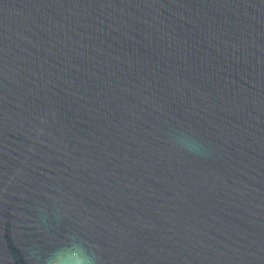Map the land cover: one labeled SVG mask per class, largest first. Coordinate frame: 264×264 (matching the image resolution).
Wrapping results in <instances>:
<instances>
[{
    "label": "water",
    "instance_id": "1",
    "mask_svg": "<svg viewBox=\"0 0 264 264\" xmlns=\"http://www.w3.org/2000/svg\"><path fill=\"white\" fill-rule=\"evenodd\" d=\"M264 264V0H0V264Z\"/></svg>",
    "mask_w": 264,
    "mask_h": 264
},
{
    "label": "clouds",
    "instance_id": "2",
    "mask_svg": "<svg viewBox=\"0 0 264 264\" xmlns=\"http://www.w3.org/2000/svg\"><path fill=\"white\" fill-rule=\"evenodd\" d=\"M55 259V264H95L94 255L89 250L71 251L67 244L58 245L52 256H46V260Z\"/></svg>",
    "mask_w": 264,
    "mask_h": 264
}]
</instances>
